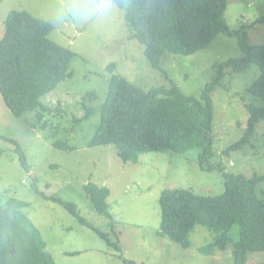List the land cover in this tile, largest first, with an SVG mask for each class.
Instances as JSON below:
<instances>
[{"label":"rangeland","instance_id":"374dc122","mask_svg":"<svg viewBox=\"0 0 264 264\" xmlns=\"http://www.w3.org/2000/svg\"><path fill=\"white\" fill-rule=\"evenodd\" d=\"M13 11H25L53 24L49 39L77 55L71 66L73 77L55 92L54 102L56 106L62 102L64 114L51 116L54 126L70 129L75 124L74 114L83 109L80 104L99 106L104 102L111 77L107 68L112 63L117 65L116 74L146 91L170 85L152 67L146 47L133 39L124 12L109 1L0 0V40ZM263 14L264 0H228L225 20L232 29L249 26L250 43L264 45V26L255 25ZM243 56L238 40L221 34L209 49L195 55L166 54L162 67L187 96L200 99L215 66ZM259 76L255 65L240 73L228 71L213 94L218 155L214 162H222L226 173L247 178L264 175V120L256 124L250 145L224 157L222 153L243 138L249 123L247 106L261 105L248 93ZM93 92L99 95L95 104L84 99ZM34 120L30 114L16 119L0 93V136L16 140L30 165L28 172L15 146L0 138V194L26 204L22 210L42 233L56 264H122V257L137 264H235L231 249L213 256L200 252L215 239L204 227L198 226L192 233L189 250L159 234V201L164 190L188 189L208 197L225 192L224 176L202 171L195 152L144 154L138 163L125 164L114 146L88 147L99 122L97 116L85 129L71 131L68 140L77 149L66 153L53 147L47 133L33 128L30 122ZM90 183L110 190L108 205L113 220L94 209L86 191ZM262 189L264 183L259 185V193ZM43 194L76 204L82 217L108 234L121 251L109 247L97 232L81 225L64 206ZM248 264H264V253L250 254Z\"/></svg>","mask_w":264,"mask_h":264},{"label":"trees","instance_id":"16d2710c","mask_svg":"<svg viewBox=\"0 0 264 264\" xmlns=\"http://www.w3.org/2000/svg\"><path fill=\"white\" fill-rule=\"evenodd\" d=\"M104 1L124 12L133 39L146 47L145 55L152 67L170 85L146 91L116 74L117 65L112 63L107 68L111 77L104 102L99 106L80 104L83 109L74 114L75 124L70 129L54 126L51 116L64 114L62 102L58 101L57 106L54 102L55 92L73 77L71 66L77 55L49 39L53 24L25 11H13L0 40V93L6 107L16 119L34 115L35 120L30 122L33 128L47 133L53 147L66 153L77 149L68 140L71 131L85 129L97 116L99 122L88 147L114 146L125 164L138 163L144 154L195 152L202 171L224 176L225 192L208 197L188 189L164 190L159 201V234L189 250L192 233L196 227H204L215 234V239L200 249L202 254L213 256L231 249L235 264H248L250 254L264 253V189L260 193L258 190L264 175L247 178L229 174L222 162H214L213 94L223 85L228 71L240 73L251 65L258 67L260 76L248 93L261 105L247 106L246 132L222 153L224 157L250 145L256 124L264 120V45L250 43L249 26L232 29L227 24L228 0H97L99 4ZM255 25L264 26V14ZM221 34L236 38L244 56L215 66L200 99L187 96L162 67L163 58L168 53L195 55L209 49ZM84 99L95 104L99 95L88 93ZM2 139L15 146L22 167L29 172L24 148L16 140ZM86 191L94 209L113 220L108 205L110 190L90 183ZM43 196L64 206L81 225L97 232L115 251H121L108 234L82 217L76 204ZM24 207L21 200L4 199L0 194V264H56L42 233L24 214ZM121 260L122 264H137L123 257Z\"/></svg>","mask_w":264,"mask_h":264}]
</instances>
